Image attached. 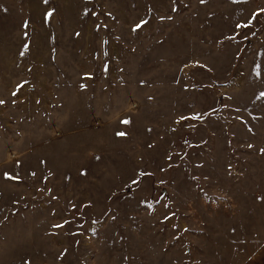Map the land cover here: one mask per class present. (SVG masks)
<instances>
[{
	"label": "rangeland",
	"instance_id": "1",
	"mask_svg": "<svg viewBox=\"0 0 264 264\" xmlns=\"http://www.w3.org/2000/svg\"><path fill=\"white\" fill-rule=\"evenodd\" d=\"M0 264H264V0H0Z\"/></svg>",
	"mask_w": 264,
	"mask_h": 264
},
{
	"label": "snow or ice",
	"instance_id": "2",
	"mask_svg": "<svg viewBox=\"0 0 264 264\" xmlns=\"http://www.w3.org/2000/svg\"><path fill=\"white\" fill-rule=\"evenodd\" d=\"M45 2H47V0H45ZM51 15V13H49V16ZM118 135H125L124 133H118Z\"/></svg>",
	"mask_w": 264,
	"mask_h": 264
}]
</instances>
